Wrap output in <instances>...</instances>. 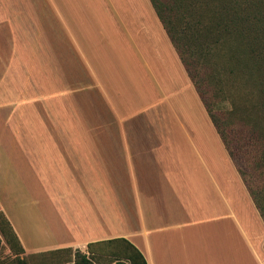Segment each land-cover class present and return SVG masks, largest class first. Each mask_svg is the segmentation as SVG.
Wrapping results in <instances>:
<instances>
[{"label": "crops", "instance_id": "1", "mask_svg": "<svg viewBox=\"0 0 264 264\" xmlns=\"http://www.w3.org/2000/svg\"><path fill=\"white\" fill-rule=\"evenodd\" d=\"M0 223L25 256L264 264V220L150 0H0Z\"/></svg>", "mask_w": 264, "mask_h": 264}, {"label": "trees", "instance_id": "2", "mask_svg": "<svg viewBox=\"0 0 264 264\" xmlns=\"http://www.w3.org/2000/svg\"><path fill=\"white\" fill-rule=\"evenodd\" d=\"M150 1L263 218L257 195L245 179L246 173L229 145V124L226 122L228 118L224 115L225 112L219 111L218 105L222 101L217 97L216 91L224 87L226 79L233 82L243 77H246L250 86L255 89V102L251 104L253 114L248 118L249 123L244 126L236 120L234 127H239L234 131L230 128V133H233L234 143L239 142V135L245 136L246 145L251 148L250 152L252 151L257 159L264 158V23L252 15L243 16L241 8H237L240 12L235 11L236 5L231 0ZM230 27H237L240 41L235 43L236 39L231 37L234 41L229 42L227 34L231 31ZM259 39L262 42H259ZM240 149L236 146L237 151ZM16 247L15 254L18 257L23 253V249ZM88 247V252L93 253L92 247ZM78 255H81L82 264H89L88 258L76 250L75 256ZM139 259L141 264H144L140 257ZM131 261L132 264H137L133 257Z\"/></svg>", "mask_w": 264, "mask_h": 264}, {"label": "rangeland", "instance_id": "3", "mask_svg": "<svg viewBox=\"0 0 264 264\" xmlns=\"http://www.w3.org/2000/svg\"><path fill=\"white\" fill-rule=\"evenodd\" d=\"M231 1L236 5L235 11H238L237 8H241V13L243 16H245L246 14L252 15L256 20L264 23V0ZM236 28L237 27H235V29L234 27L229 28L231 30L227 34L228 39H230L229 42L234 41L231 40V37L236 39L235 43L240 41L239 37L237 36L239 34L236 31ZM259 42H262V40L259 39ZM254 91L255 89L250 86L247 78L243 77L233 82L226 79L224 87H222L219 91H216V94L217 97L219 96V99L222 101L218 105V107H220L219 111L225 112L224 115L226 116V118H228L226 122L227 124H229L227 129V139L230 142L229 145L235 151L236 159L246 173L245 179L257 195L256 197L258 206L263 212L262 215L264 219V158L260 157L259 159H257L254 156L253 152H250L251 148L246 145L245 136L239 135V142L236 141V143H234L232 135L233 133H230V128L234 131L239 127V125L234 127V122H237L236 120H239L244 126L249 123L248 118L253 114V111L251 110V104L255 102ZM215 111H217V108H215ZM235 138L237 137L235 136ZM236 146L240 147L241 149L237 151ZM254 157L256 159H254ZM12 240L13 236L10 233L9 228L6 225L2 226L0 223V264H72L73 262H77L76 264L83 263L81 260V255H78L76 257V250L75 252H73L71 249L33 256H25L24 254H19V256L16 257L15 253L17 247L15 242H12ZM80 253L84 254L88 258L89 264H115L117 262L118 264H132V257L137 264H141L137 253L133 249L126 248L125 246L120 244L107 246L106 248L103 247L101 249L102 256L95 253L90 254L89 252L80 251Z\"/></svg>", "mask_w": 264, "mask_h": 264}]
</instances>
